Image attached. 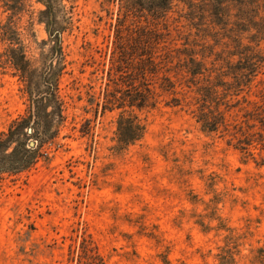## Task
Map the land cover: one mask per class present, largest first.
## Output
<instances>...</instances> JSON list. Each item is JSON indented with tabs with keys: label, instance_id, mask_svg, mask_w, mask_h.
<instances>
[{
	"label": "rangeland",
	"instance_id": "1",
	"mask_svg": "<svg viewBox=\"0 0 264 264\" xmlns=\"http://www.w3.org/2000/svg\"><path fill=\"white\" fill-rule=\"evenodd\" d=\"M53 2L60 40L0 0V133L55 96L0 180V264H264V0Z\"/></svg>",
	"mask_w": 264,
	"mask_h": 264
},
{
	"label": "trees",
	"instance_id": "2",
	"mask_svg": "<svg viewBox=\"0 0 264 264\" xmlns=\"http://www.w3.org/2000/svg\"><path fill=\"white\" fill-rule=\"evenodd\" d=\"M43 3L47 17V28L51 32L50 37H57L60 40L57 29L54 30L55 25V3L53 0H38ZM170 0H147L146 10L151 12L152 15H159L169 7ZM216 6L219 5V0L212 2ZM146 62L153 65L152 55L146 58ZM54 84L49 83L50 92L44 93L32 100L30 106V114L26 118L22 117L15 120L4 132L0 133V180L6 176H16L20 173L26 172L31 169L40 156L36 146L28 148L30 136L37 134L38 138H42L44 132L41 131L45 125L41 115L39 103L42 99H52L54 94ZM52 91V92H51ZM55 97V96H54ZM134 97V96H131ZM139 101V102H138ZM136 101L131 98V105L141 107L143 102ZM135 103V104H133ZM39 128V130H38ZM30 129V131H26ZM144 127L140 124L136 117H127L121 114L117 122V140L121 147L127 146L139 140L143 134Z\"/></svg>",
	"mask_w": 264,
	"mask_h": 264
},
{
	"label": "water",
	"instance_id": "3",
	"mask_svg": "<svg viewBox=\"0 0 264 264\" xmlns=\"http://www.w3.org/2000/svg\"><path fill=\"white\" fill-rule=\"evenodd\" d=\"M29 131H30V129H29ZM34 145V143L33 142H30V146H33Z\"/></svg>",
	"mask_w": 264,
	"mask_h": 264
}]
</instances>
